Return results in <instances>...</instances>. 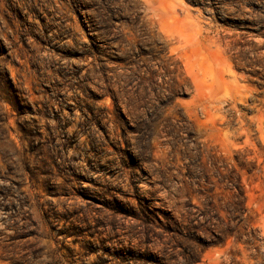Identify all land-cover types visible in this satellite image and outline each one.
Here are the masks:
<instances>
[{"label": "rangeland", "instance_id": "obj_1", "mask_svg": "<svg viewBox=\"0 0 264 264\" xmlns=\"http://www.w3.org/2000/svg\"><path fill=\"white\" fill-rule=\"evenodd\" d=\"M0 264H264V0H0Z\"/></svg>", "mask_w": 264, "mask_h": 264}, {"label": "trees", "instance_id": "obj_2", "mask_svg": "<svg viewBox=\"0 0 264 264\" xmlns=\"http://www.w3.org/2000/svg\"><path fill=\"white\" fill-rule=\"evenodd\" d=\"M234 173V171H233ZM236 191H237V215L240 221L245 222V219H243V216L246 213V208H245V202H246V198H245V193L242 189L241 186V182H240V178L237 176V183L235 185Z\"/></svg>", "mask_w": 264, "mask_h": 264}]
</instances>
